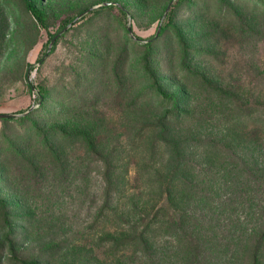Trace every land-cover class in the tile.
Masks as SVG:
<instances>
[{
    "label": "rangeland",
    "instance_id": "obj_1",
    "mask_svg": "<svg viewBox=\"0 0 264 264\" xmlns=\"http://www.w3.org/2000/svg\"><path fill=\"white\" fill-rule=\"evenodd\" d=\"M34 1L45 10L54 31L64 18L102 0ZM116 1L128 13L117 4L86 12L39 63L48 47L46 29L24 0H0V112L29 113L15 119L0 117V200L8 203L16 226L10 238L26 247L28 255L56 236L54 226L45 229L40 221L56 216L73 221L75 227L94 224L96 214L88 211L98 203L106 173L114 184V224L120 225L135 219L145 207L167 202L168 194L179 189L176 182L186 170L187 156L203 159V138L232 139L237 158L264 161V135L255 140L242 134L231 118L248 115L250 127L258 129L264 122L260 118L264 116V0ZM170 1L175 4L173 20L157 36L159 25L168 22L163 15ZM128 24L140 40L132 36ZM31 83L36 89L48 87L44 106L37 103ZM159 87L167 95L178 94L177 107L182 111L181 122L171 125L167 136H162V127L149 122L175 110ZM149 128L154 130L148 134ZM77 130H82L86 141L74 142ZM61 132L63 136L71 132L65 144ZM152 137L161 142L157 154L149 150ZM56 142L77 165L72 175L88 176L84 184L78 177L66 179L45 156V145ZM22 155L46 166L35 177L20 174L11 163ZM222 160L214 168L213 192L218 200L212 204L226 202L219 200L226 193L223 178L228 174ZM174 203L191 206L196 201L176 194ZM255 209L254 204L235 203L240 247L227 246L216 264H252L248 233L261 221ZM28 212L35 224L26 222L28 229L21 230ZM2 226L0 215V237L9 231ZM57 252L52 264H66V256H72L67 248L52 251ZM260 256L258 264H264V253ZM8 257L7 253L5 264Z\"/></svg>",
    "mask_w": 264,
    "mask_h": 264
},
{
    "label": "trees",
    "instance_id": "obj_2",
    "mask_svg": "<svg viewBox=\"0 0 264 264\" xmlns=\"http://www.w3.org/2000/svg\"><path fill=\"white\" fill-rule=\"evenodd\" d=\"M104 1H99V7L87 13H95L101 8L116 4L105 5L103 4ZM24 2L38 24L46 29L48 33L47 46L60 29L89 7H84L78 13L64 18L60 26L52 31L45 10L38 6L34 0H24ZM172 6L175 4H171L166 15L168 22L160 26L158 34L156 32L157 36L166 30L168 23L172 22L174 10ZM119 7L122 13H128L126 7L125 9L120 5ZM58 39L54 42L51 51L56 47ZM135 39L140 40L141 38L136 36ZM151 42L152 38L148 39L145 44L150 45ZM42 58L40 57L38 61ZM31 89L34 92L36 90L39 106H44L48 99V87L41 85L37 86L36 89V85L31 83ZM159 92L163 97L172 100V106L175 110L168 111L169 115L166 118L151 117L149 122L152 126L162 127V136H167L168 134L171 135L170 126L176 124L175 122H181L182 111L177 107L180 99L177 93L167 95L163 93L160 87ZM244 113L250 114L249 111ZM28 114L20 115L27 116ZM17 117L18 115L11 114L2 118L15 119ZM249 117L247 115V119L236 120L231 117L232 125L237 126L238 129L240 127L239 130L242 134L251 135L255 140H261L259 136L264 135V122L259 129L255 126L250 127ZM260 118L264 121V116ZM234 126L233 128H235ZM152 130L154 129L149 128L145 132L149 134ZM73 133L78 135L74 140L75 143L81 142L83 139L86 141L82 130ZM70 134L71 132H67L63 136V132H61L60 140L63 141V144L69 141L66 137H69ZM225 139V141H219L217 138H203V159L195 158L193 155L187 156L186 170L176 182L179 189H175V193L173 190L168 194L167 202L154 203L148 208L145 207L140 210L135 219H122L123 222L120 225L114 224L116 214L115 208L112 207L115 195L114 184L109 173H106L101 177L100 185L102 188L98 193V203L90 206L88 211L90 214H96L94 224L81 223L75 227L73 221H66L64 218L56 216L40 221L41 226L45 229L54 226L55 231L53 233L56 236L54 235L55 237L45 241L32 255L25 252L26 247H20L17 241L10 238L9 232L15 233L14 228L16 226L10 220L11 213L7 209L8 203L5 200H0L2 230H9L8 233L0 237V264H5L7 253L9 254L8 264H52L54 255L59 253L53 254L52 251L63 248L71 250L72 254L71 257L66 256V264H216L217 256L222 255L227 246L231 245L235 249L240 247L236 222L237 219L239 221L240 217L237 215L238 210H235V203L241 206L254 204L256 207L255 215L261 219L260 223L252 226L248 233V239L252 242L248 252L252 264H258L260 255L264 253V161L246 159L245 157L237 158L234 154L236 151L234 141L229 138ZM45 146V156L52 163L54 162V166H57L63 174L62 176L70 180L76 179L78 176L72 175V170L77 165L68 159L69 154L66 156L67 154L62 151L59 142ZM148 146L151 153L157 154L161 148L160 139L152 137ZM91 147L95 149L96 145L92 142ZM13 158L14 161L11 164L20 174H31L35 177L34 175L39 174L46 166V163L40 164L25 155ZM102 160H105V157H102ZM219 160L226 162L228 167V174L223 178L226 193H224V197L219 199L226 202L221 204L222 201H219V203L212 204L213 201L218 200V197L214 196L213 184H215L216 176L214 168ZM87 177L82 175L78 178L84 184L88 181ZM86 190L85 188L81 189L84 193ZM176 194L182 198L191 197L196 201V204L191 206L175 205ZM252 200L256 201L251 203ZM11 216L14 217V215ZM25 216L27 218H25L21 230L28 229L26 222L29 225L35 224L31 220L32 213H25ZM41 218L43 217L41 216ZM112 224L114 229L111 230ZM37 226L38 228L41 227ZM95 227L101 229L96 233H91L90 230ZM176 242L178 247H176ZM170 246L171 249H168Z\"/></svg>",
    "mask_w": 264,
    "mask_h": 264
},
{
    "label": "water",
    "instance_id": "obj_3",
    "mask_svg": "<svg viewBox=\"0 0 264 264\" xmlns=\"http://www.w3.org/2000/svg\"><path fill=\"white\" fill-rule=\"evenodd\" d=\"M111 3H116V4L120 5L122 8L125 9V6H123L121 3H119L118 1H115V0H105V1L103 2V4H105V5H108V4H111ZM171 4H172V1L168 3V5H167V7H166V10H165L163 16H165V15L167 14V12H168V10H169ZM98 5H100V4H98ZM98 5H92V6H89L85 11H83V12H81L79 15H77L73 21L69 22L66 26H64L62 29H60V30H59V31H58V32L52 37V39H51L50 42H49V45H48L47 51L45 52L43 58H42L41 60H39L38 62L41 63V62L45 59V57H46V56L49 54V52L51 51L54 42H55V41H56V40H57V39H58V38H59V37H60V36H61V35H62V34H63V33H64V32H65V31H66V30H67V29L73 24V23H74V21L78 20V19H79L81 16H83L86 12L92 10L93 8H95V7L98 6ZM160 26H161V25H159V27H158V29H157V34H158L159 30H160ZM128 29H129L130 33L132 34V36H133L134 38H136V35L133 33V29H132L131 24H128ZM27 112H28V111H27ZM11 114L20 115V114H24V113L0 112V117L8 116V115H11Z\"/></svg>",
    "mask_w": 264,
    "mask_h": 264
}]
</instances>
